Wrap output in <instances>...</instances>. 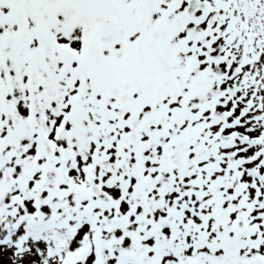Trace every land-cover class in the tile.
I'll return each mask as SVG.
<instances>
[{
    "label": "snow or ice",
    "instance_id": "obj_1",
    "mask_svg": "<svg viewBox=\"0 0 264 264\" xmlns=\"http://www.w3.org/2000/svg\"><path fill=\"white\" fill-rule=\"evenodd\" d=\"M0 264H264V0H0Z\"/></svg>",
    "mask_w": 264,
    "mask_h": 264
}]
</instances>
